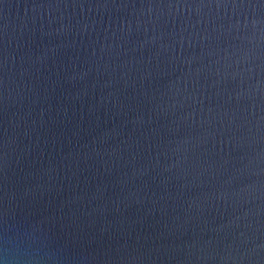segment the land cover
<instances>
[{
    "label": "water",
    "instance_id": "obj_1",
    "mask_svg": "<svg viewBox=\"0 0 264 264\" xmlns=\"http://www.w3.org/2000/svg\"><path fill=\"white\" fill-rule=\"evenodd\" d=\"M0 264H264V0H0Z\"/></svg>",
    "mask_w": 264,
    "mask_h": 264
}]
</instances>
